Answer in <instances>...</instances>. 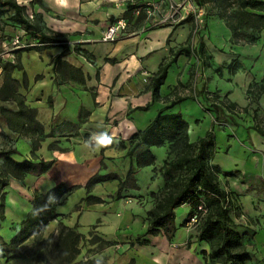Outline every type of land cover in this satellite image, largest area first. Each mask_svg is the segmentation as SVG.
<instances>
[{"label": "crops", "instance_id": "1", "mask_svg": "<svg viewBox=\"0 0 264 264\" xmlns=\"http://www.w3.org/2000/svg\"><path fill=\"white\" fill-rule=\"evenodd\" d=\"M17 2L26 6L31 19L37 12L40 18L33 20L61 41L40 49H9L3 39L25 32L12 23L0 30V138L13 143L15 159L54 162L39 175L9 176L8 184L0 187L4 192L0 225L17 229L31 207L33 190L46 192L65 182L78 185L61 197L62 202L74 201L73 206L62 211V202L56 205L58 215L44 226L43 234L56 232L61 221L82 236L97 234L110 240L97 253L105 257V264H230L212 259L210 243L198 238V230L185 226L192 208L188 202L174 210L176 229L170 239L162 230L145 234L147 210L164 185L160 166L167 143L150 146L154 162L135 169L134 181L120 197L115 196L118 180L113 178L89 190L104 201L83 200L88 177L95 172L123 177L130 164L126 151L133 132L171 100L187 95L169 110L180 112L187 121L189 141L212 130L215 143L209 162L219 167V186L229 196L231 223L240 239L235 250L249 253L241 264H264V88L259 85L264 74V28L254 42L234 36L218 7L206 1L205 24L192 43L189 20L142 30V18L136 22L135 15L127 17L136 22L127 31L114 41H103L100 36L107 25L126 14L112 0ZM180 46L189 51L175 54ZM169 60L159 94L152 98L151 77L162 61ZM18 100L33 109L30 118L20 114ZM101 133L114 143L103 150L92 139ZM119 139L125 141L124 147L116 146ZM32 141L39 142L35 155ZM0 235L9 239L7 233ZM138 237L147 241L137 242ZM15 258L19 257L11 259Z\"/></svg>", "mask_w": 264, "mask_h": 264}, {"label": "trees", "instance_id": "2", "mask_svg": "<svg viewBox=\"0 0 264 264\" xmlns=\"http://www.w3.org/2000/svg\"><path fill=\"white\" fill-rule=\"evenodd\" d=\"M34 1L40 3V0ZM206 1H211L218 7L219 15L226 20L232 35L241 37L247 42H254L259 37L264 28V1L198 0L200 3ZM132 9L133 5L127 3L124 10L126 14L123 17L133 16ZM0 14L5 15L4 20L6 22L20 26L28 36L29 40H25L31 44L22 46L23 49H40L61 41L60 38L55 37L33 20V17L40 18L37 12H33L31 19L26 12V6L17 0H0ZM141 18V14L135 16L136 22ZM186 20L189 18H185L177 24ZM136 22L134 21V23ZM188 51L187 46H180L175 54ZM59 56L58 54L57 57L59 58ZM84 56L87 55L84 53ZM170 62V60L162 61L153 73L150 81L152 98L158 96L159 86L164 81ZM259 85L264 88V74ZM186 96L180 95L171 100L157 111L145 127L133 132L126 151V154L130 156V164L123 177L116 172H95L88 177L84 184L87 194L83 200L87 203L104 201L105 199L102 197L89 193V190L94 184L113 178L118 180L115 196L120 197L126 185L134 181L135 169L154 162L155 155L150 146L167 143V155L163 158L160 166L164 185L158 192V198L154 205L147 210L145 234H154L158 230H162L170 239L176 229L174 223L175 208L185 202L191 204L192 208L183 221L185 223L192 210L202 202L206 207V213L197 233L198 238L205 239L210 243L209 256L214 260L219 259L224 262L230 261V264H241L248 258L249 253L245 250H235L240 245V239L231 223L229 196L219 186L217 176L220 171L219 167L211 165L209 162L215 143L214 134L212 130H209L195 141H189L187 121L180 112L169 110L176 102L181 101ZM17 102L20 107V114L30 118L33 115V109L28 106L24 107L22 100ZM148 105L139 108L143 109ZM113 144L112 141L107 146H101L100 150ZM38 145V141H32V154ZM50 146L56 147L53 143ZM116 146L124 147L125 141L119 139ZM14 151L15 149L12 147L0 150V187L8 184L9 176L22 179L27 173L39 175L54 162L53 159L43 158L18 160L11 156ZM77 186L76 184L67 185L65 182H59L46 192L33 190L30 199L31 207L20 221L14 234L8 240H4L0 235V256L4 257L5 260L20 256V245L30 236L39 235L44 226L57 217L58 213L55 211V207L61 201V197ZM76 207L78 208V205ZM3 209L4 192L0 191V218H3ZM81 237L82 234L76 231L74 226L71 227L59 221L51 247L52 264H84L82 260L74 261L80 251L78 243ZM100 240L105 245L112 243V241L104 240L101 237ZM146 241V239L139 240V237L137 238V242Z\"/></svg>", "mask_w": 264, "mask_h": 264}, {"label": "built area", "instance_id": "3", "mask_svg": "<svg viewBox=\"0 0 264 264\" xmlns=\"http://www.w3.org/2000/svg\"><path fill=\"white\" fill-rule=\"evenodd\" d=\"M116 5L125 9L126 4L133 5V14L142 15V30L162 24H177L185 18H189L191 23L190 39L192 43L197 32L205 24V3L198 0H112ZM5 15L0 14V30L5 26ZM128 18L120 16L110 22L102 31L100 39L103 41H114L118 35L127 31L130 24ZM5 47L9 49L22 47L31 44L22 38V33H15L11 37L3 39ZM9 51V50H8ZM1 133V129H0ZM13 146L11 141H3L0 138V149L10 148ZM206 213L204 203L200 202L189 214L185 221V226L191 230L197 231L201 221Z\"/></svg>", "mask_w": 264, "mask_h": 264}, {"label": "rangeland", "instance_id": "4", "mask_svg": "<svg viewBox=\"0 0 264 264\" xmlns=\"http://www.w3.org/2000/svg\"><path fill=\"white\" fill-rule=\"evenodd\" d=\"M29 10V5L27 6ZM5 24H9L5 21ZM22 33L23 39H28V36H26L25 33ZM1 49V47H0ZM74 57L75 55L72 54ZM245 65L248 66V61L244 59ZM251 95V92L248 93ZM264 108V105H262ZM216 114V112H214ZM229 132L228 130H222L223 134H226ZM82 191H78V199ZM83 194V193H82ZM74 198V197H73ZM74 200V199H73ZM63 201V198L61 201L57 204H61ZM74 201H66L62 202L61 210L66 211L69 210L71 206H73ZM75 213L71 215V220L75 218ZM70 219V218H69ZM66 218V220H69ZM2 225V224H1ZM0 225V233H7V239L10 238L16 228H6L5 226ZM56 232H52L49 234H43L42 232L39 235L30 236L25 242H23L20 245L21 254L18 256L19 258L11 259L9 258L7 263L11 264L14 262H19L20 264H52L53 257H52V251L51 247L53 245L54 239H55ZM3 238V237H2ZM79 253L77 254L74 261L82 260L84 261V264H105V257H99L97 256V253L100 252L102 248H104L105 244L103 241L100 240V237L97 234H91L87 237L84 235L80 238L79 243ZM1 247V246H0ZM1 252V251H0ZM5 258L0 256V264H5Z\"/></svg>", "mask_w": 264, "mask_h": 264}, {"label": "clouds", "instance_id": "5", "mask_svg": "<svg viewBox=\"0 0 264 264\" xmlns=\"http://www.w3.org/2000/svg\"><path fill=\"white\" fill-rule=\"evenodd\" d=\"M92 139L95 140L97 148L107 146L112 143V138L108 136L107 133H101L98 135L94 134Z\"/></svg>", "mask_w": 264, "mask_h": 264}]
</instances>
